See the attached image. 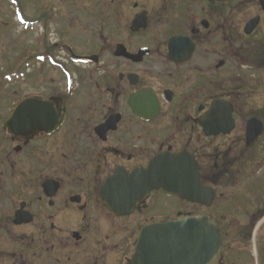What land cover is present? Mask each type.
<instances>
[{
  "label": "flooded vegetation",
  "instance_id": "flooded-vegetation-1",
  "mask_svg": "<svg viewBox=\"0 0 264 264\" xmlns=\"http://www.w3.org/2000/svg\"><path fill=\"white\" fill-rule=\"evenodd\" d=\"M259 1L8 0L37 46L24 65L42 69L29 77L26 96L62 124L20 136L3 128L12 152L3 158L10 171L0 172V264H132L145 228L212 217L230 187L248 191L251 201L234 194L238 214L257 211L245 221L217 218L222 264H256L264 109L241 112L240 91L249 98L250 84H241L240 71L264 70ZM215 102L222 112L224 103L232 107L227 122L221 116L211 124ZM253 118L262 125L249 131ZM178 155L198 164L203 192H216L210 208L201 203L207 194L195 202L152 182L147 193L140 188L153 160ZM255 245L263 264L264 238Z\"/></svg>",
  "mask_w": 264,
  "mask_h": 264
},
{
  "label": "water",
  "instance_id": "water-1",
  "mask_svg": "<svg viewBox=\"0 0 264 264\" xmlns=\"http://www.w3.org/2000/svg\"><path fill=\"white\" fill-rule=\"evenodd\" d=\"M211 108L214 111L209 116L210 120H214L211 124L220 123L221 115L217 113L220 106L214 104ZM47 109L48 106L40 101L25 99L10 114L5 126L14 134H24L28 125H32L34 130H53L58 120H55ZM223 117H226L227 122L230 110L225 112ZM254 123L257 121L252 120L249 124ZM196 169L195 164L183 156H160L150 163L146 172L149 178H145V185L140 188H145L144 193H147L149 187L146 182H152L156 188H163L168 194L195 202H199V199L202 196L205 198L207 194V202L202 200L201 203L211 206L214 192L202 191ZM126 192L124 188L123 194L130 195ZM108 206L116 213L126 212L123 207H118L120 211H116L115 206ZM142 235L137 244L134 264H217L224 253L217 221L207 215L158 224L146 228Z\"/></svg>",
  "mask_w": 264,
  "mask_h": 264
},
{
  "label": "rangeland",
  "instance_id": "rangeland-1",
  "mask_svg": "<svg viewBox=\"0 0 264 264\" xmlns=\"http://www.w3.org/2000/svg\"><path fill=\"white\" fill-rule=\"evenodd\" d=\"M13 13V5H11L8 0H0V172L10 171L9 165L4 162L3 158L7 153L12 152V144L9 143V139L7 138L8 136L3 130L4 120L9 112V109L13 105L17 104L21 98L31 92L27 86L29 77L33 76L34 79H37L42 73L41 68L34 67L29 69L25 67L26 65H24V54L26 51L29 48L36 49L37 46L33 44L32 47L30 45V36H28L25 32V29L23 28L24 26L17 22L15 14ZM240 74L242 75L241 84H250L249 98L246 96L247 94H245L244 91H240V93H243L240 102H243L244 104L240 107H246L245 112H241L246 114L248 117L258 115L257 113L264 109V70L262 71L256 67L254 71L253 69L241 70ZM33 91H37V89H34ZM244 192H246V196L242 198L243 203H251L248 199V191H244L241 187L237 189L230 187L227 189L224 198L217 199L218 202L214 204L211 210H209L212 216H216L218 218L221 217V215H225L227 220H231L236 218L238 215L237 218L239 221H245L247 217L249 219V214H255L257 210L253 211L248 208L247 210L249 214L244 210L238 214L234 210V194ZM261 229L262 230L258 234L256 240L264 238V228ZM231 231L234 236L233 238H236L238 228H231ZM231 256L237 258L235 253H231L230 257ZM246 260L247 258L245 256L240 259V261L243 262H246ZM261 262L264 264V261Z\"/></svg>",
  "mask_w": 264,
  "mask_h": 264
}]
</instances>
